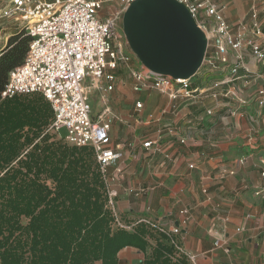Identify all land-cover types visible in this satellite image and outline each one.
Segmentation results:
<instances>
[{"label": "built area", "instance_id": "2783aa9c", "mask_svg": "<svg viewBox=\"0 0 264 264\" xmlns=\"http://www.w3.org/2000/svg\"><path fill=\"white\" fill-rule=\"evenodd\" d=\"M136 1L7 0L4 5H0V25L3 21L19 23L30 37L25 60L10 72L1 98L40 93L50 102L54 112L50 129L69 145L90 146L94 149L108 186V205L117 220L119 214L115 209V198L118 192L110 189L112 178L109 167L122 157L127 143L113 142L112 127L116 121L129 127H149L160 121V117L153 112L146 113L147 102L142 97H138L133 105L134 120L130 122L114 110L110 93L114 91L121 71L129 74L138 94L157 91L169 98L170 102L165 107L172 109L181 107L182 103H197L206 95L220 105L222 97L231 100L234 97L229 85L234 87L242 78L249 83L264 74V26L258 18L260 7L257 2L252 4L251 25L239 21L238 30H234L227 6L218 0H177L188 9L196 24L205 32L207 49L195 74L174 77L155 72L143 63L136 65L134 56L137 54L126 49L123 41L124 35L127 37L123 26L124 14ZM248 30L253 36L248 35ZM248 52L262 65V71H254L248 66ZM202 67L203 71H200ZM241 70L245 73L241 74ZM198 73L206 81L203 86L193 84V77ZM218 73L220 75L216 77ZM94 93H98L102 107L97 114L93 113L91 104ZM257 100L260 105H264V88L258 90ZM244 104L245 101L240 100L235 106L229 105L232 114H239ZM207 114L212 115L213 110L208 109ZM63 127L67 129L65 137L60 134ZM166 133L180 143L187 142V137L177 127L167 124L158 129L154 138H144L143 149L154 154L165 152ZM250 156L244 155L238 160L239 163H246ZM260 162L264 165V160ZM190 167L194 168V165ZM117 168L121 171V168ZM235 174L236 169L228 166L219 170L221 179ZM153 188H141L139 192H148ZM203 191L207 193V187ZM260 193L261 190L256 191V194ZM181 213L185 217L183 224H186L190 208H184ZM252 217V213L246 215L248 220ZM139 220L150 222L170 237L180 234L179 226L168 228L146 217ZM238 230L244 229L240 227ZM175 243L193 264H197L198 255L188 253L182 245ZM214 245L225 251L228 249V241L224 238L217 239Z\"/></svg>", "mask_w": 264, "mask_h": 264}, {"label": "crops", "instance_id": "0c3cea01", "mask_svg": "<svg viewBox=\"0 0 264 264\" xmlns=\"http://www.w3.org/2000/svg\"><path fill=\"white\" fill-rule=\"evenodd\" d=\"M253 2L260 7L258 18L264 26V2ZM253 2L240 8L237 0H229L227 11L234 30H238L239 21L251 25ZM248 35L253 36L251 30ZM246 61L252 70L262 71L252 53H247ZM122 83L117 84L110 98L122 112L120 115L130 122L134 107L125 104L131 94ZM229 86L235 100L226 98L227 103L220 105L206 95L197 103H182L172 109L165 107L169 98L157 91L139 96L147 102L146 113L153 112L160 121L149 127L114 123L113 142H126L127 147L109 167L110 189L118 192L115 209L124 219L134 223L146 217L168 228L179 226V240L188 253L199 256L197 264H264V165L260 162L264 160V105L257 100L258 90L264 88V74L249 83L242 78L234 87ZM95 99L92 94V105ZM240 100L245 101L241 112L232 114L229 105L235 106ZM101 109H93V113ZM208 109L213 110L212 115L207 114ZM167 124L177 127L187 142L180 143L166 133L165 152L145 151L144 138H154L158 129ZM244 155L251 156L241 164L238 160ZM192 164L194 168L190 167ZM223 166L236 169V174L219 178ZM147 187L154 188L139 192ZM257 190L261 193L256 194ZM186 207L190 214L183 224L181 211ZM248 213L253 214L249 220ZM240 227L244 230H238ZM219 238L228 241L226 251L215 247ZM150 253V249L144 253L125 248L119 258L121 264H139Z\"/></svg>", "mask_w": 264, "mask_h": 264}, {"label": "trees", "instance_id": "16d2710c", "mask_svg": "<svg viewBox=\"0 0 264 264\" xmlns=\"http://www.w3.org/2000/svg\"><path fill=\"white\" fill-rule=\"evenodd\" d=\"M29 43L20 31L0 52V264H121L125 248L151 250L139 264H193L178 236L117 220L94 149L50 135L54 112L42 94L1 98Z\"/></svg>", "mask_w": 264, "mask_h": 264}, {"label": "water", "instance_id": "95a60500", "mask_svg": "<svg viewBox=\"0 0 264 264\" xmlns=\"http://www.w3.org/2000/svg\"><path fill=\"white\" fill-rule=\"evenodd\" d=\"M123 26L141 62L155 72L188 77L202 64L207 36L177 0H137Z\"/></svg>", "mask_w": 264, "mask_h": 264}, {"label": "rangeland", "instance_id": "374dc122", "mask_svg": "<svg viewBox=\"0 0 264 264\" xmlns=\"http://www.w3.org/2000/svg\"><path fill=\"white\" fill-rule=\"evenodd\" d=\"M6 1L7 0H0V5H4ZM258 1H260V2L263 1L264 2V0H258ZM218 2L219 3H222V4H225L226 6L229 4V0H218ZM252 2H253V0H237V3L239 4L238 6L240 8H242L244 6H247V3H248V5H250V3H252ZM1 24L2 25H0V52L4 48H6L8 46L9 39H10V37L12 35L20 32V31H23L21 25L19 23H16V22L3 21V23H1ZM123 41H124V45L126 46V49L128 51H130V52L134 51L133 48H132V46H131V44H130L129 39L127 37H125V35H124ZM134 63L136 65H140L142 63L141 60H139V57L136 56V55L134 56ZM200 71H203V67H202V69ZM215 75H216V77H218V75H220V73L215 74ZM203 78L204 77L202 76L201 73L196 74V76L193 77V84H194V86H198V85L199 86H203L205 84V82H206V81H203ZM120 80H122V81H120ZM201 81H203V82L201 83ZM119 82H121V83L123 82V83L126 84L125 85L127 87L126 89L131 94V96H130L129 101L126 102L125 104L128 107H132L134 105L135 101L137 100V98L139 96H142L143 94L140 95V94H138L134 90V88H133V81L129 77V74L127 72L121 71L119 73V80H118L117 84ZM116 87H117V85H116ZM116 87H115L114 91H116ZM94 95H96V99L94 100L92 106H93V109H94V112H95V111H98L100 109L101 105H100V101L98 100V95L96 93H94ZM225 99L226 98H223L222 97L221 100H220V102L221 103H225ZM111 104H112L114 110L118 114L122 113V112H120V110L117 108V106L112 101H111ZM120 106H123V103L122 104L120 103ZM130 120H134V118L131 117ZM49 133H50V135H52L53 138H56V139L59 138L58 134L53 129H50V132ZM60 134H61L62 137H65L67 135V129L65 127L61 128ZM127 222L128 221H126V223Z\"/></svg>", "mask_w": 264, "mask_h": 264}, {"label": "bare ground", "instance_id": "6f19581e", "mask_svg": "<svg viewBox=\"0 0 264 264\" xmlns=\"http://www.w3.org/2000/svg\"><path fill=\"white\" fill-rule=\"evenodd\" d=\"M205 37H206V34H205Z\"/></svg>", "mask_w": 264, "mask_h": 264}]
</instances>
